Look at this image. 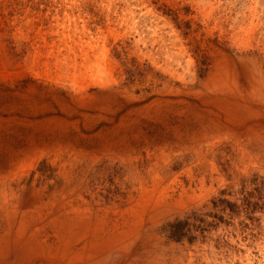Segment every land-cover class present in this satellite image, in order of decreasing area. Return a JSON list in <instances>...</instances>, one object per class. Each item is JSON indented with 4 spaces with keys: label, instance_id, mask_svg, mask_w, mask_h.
<instances>
[{
    "label": "rangeland",
    "instance_id": "obj_1",
    "mask_svg": "<svg viewBox=\"0 0 264 264\" xmlns=\"http://www.w3.org/2000/svg\"><path fill=\"white\" fill-rule=\"evenodd\" d=\"M255 175L264 0H0V264H264V187L253 220L162 231Z\"/></svg>",
    "mask_w": 264,
    "mask_h": 264
},
{
    "label": "trees",
    "instance_id": "obj_2",
    "mask_svg": "<svg viewBox=\"0 0 264 264\" xmlns=\"http://www.w3.org/2000/svg\"><path fill=\"white\" fill-rule=\"evenodd\" d=\"M174 20H177L178 15L174 14ZM200 75L203 76L209 71L208 65L206 68L200 67ZM46 164L45 161L41 162L37 168L38 172L47 177L52 172L42 170ZM97 173L101 175V178L105 179V183L110 185L107 189V195L105 196L107 201L114 200L116 198L126 200L127 190H123L121 184L114 183L115 180L122 182L124 174L122 169L116 167H107L105 163L97 167ZM258 175L251 178L244 177L241 180V197L235 201L227 198L234 197L232 192L227 190L221 191L218 197H214L208 204H204L201 207L193 208L187 211L182 217L176 218L173 221L166 223L162 227L163 233L166 234L169 240L177 243L188 241L194 243L201 239H206L208 234L213 228L219 227L222 224H229L235 218L242 215L249 217L253 220L252 215L259 210L258 205L251 203L250 198L252 193L247 191L249 186H254L258 191L263 186V181L259 179ZM127 186V185H124Z\"/></svg>",
    "mask_w": 264,
    "mask_h": 264
},
{
    "label": "crops",
    "instance_id": "obj_3",
    "mask_svg": "<svg viewBox=\"0 0 264 264\" xmlns=\"http://www.w3.org/2000/svg\"><path fill=\"white\" fill-rule=\"evenodd\" d=\"M29 264H51L50 261H48L47 263H45V261L42 262H32ZM57 264H75L74 263V258H66L65 261L63 260V262H59Z\"/></svg>",
    "mask_w": 264,
    "mask_h": 264
}]
</instances>
